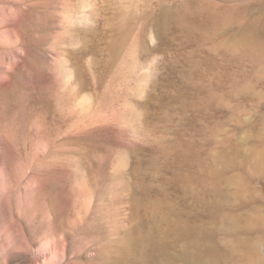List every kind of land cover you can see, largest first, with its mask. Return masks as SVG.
<instances>
[{
    "label": "rangeland",
    "instance_id": "obj_1",
    "mask_svg": "<svg viewBox=\"0 0 264 264\" xmlns=\"http://www.w3.org/2000/svg\"><path fill=\"white\" fill-rule=\"evenodd\" d=\"M0 264H264V0H0Z\"/></svg>",
    "mask_w": 264,
    "mask_h": 264
},
{
    "label": "bare ground",
    "instance_id": "obj_2",
    "mask_svg": "<svg viewBox=\"0 0 264 264\" xmlns=\"http://www.w3.org/2000/svg\"><path fill=\"white\" fill-rule=\"evenodd\" d=\"M55 253V252H54Z\"/></svg>",
    "mask_w": 264,
    "mask_h": 264
}]
</instances>
